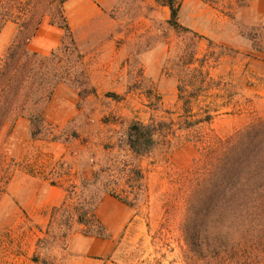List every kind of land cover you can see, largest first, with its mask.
<instances>
[{"label":"rangeland","instance_id":"1","mask_svg":"<svg viewBox=\"0 0 264 264\" xmlns=\"http://www.w3.org/2000/svg\"><path fill=\"white\" fill-rule=\"evenodd\" d=\"M56 1L0 0V63L7 60L27 8L39 20L41 8L52 12ZM163 1L118 0L91 33H74L78 51L49 14L33 35L25 33L15 44L27 54H56L50 60H60L71 76L58 84L54 101L44 105V135L31 136L29 111L12 116L0 131V185H5L0 264H204L186 253L180 181L203 148L264 120V0H233V8L208 0H175L179 28L170 24L171 10ZM53 17L62 21L58 14ZM49 25L59 28V44L53 43L55 33L46 30ZM63 41L68 45L61 49ZM181 60H196V65L208 60L213 87L201 106H232L199 127L203 142L186 140L188 132L181 131L179 140L162 141L138 157L126 145L131 122H148L152 115L169 120L168 112H176L174 117L181 112ZM87 64L97 95L85 100L78 92L83 94ZM116 156L144 176L139 183L132 172L133 179L125 175L119 186L131 192V222L121 234L108 237L106 248L85 237L78 223L63 238L66 228L51 223V209L69 191L78 192L72 195L76 202L84 180Z\"/></svg>","mask_w":264,"mask_h":264},{"label":"trees","instance_id":"2","mask_svg":"<svg viewBox=\"0 0 264 264\" xmlns=\"http://www.w3.org/2000/svg\"><path fill=\"white\" fill-rule=\"evenodd\" d=\"M66 1L57 0L52 12L51 8L49 11L41 8L43 14H40L39 20L33 9L27 8V14H24L27 19L19 23L18 34L9 48L7 60L0 63V131L12 116L29 111L31 136L37 138L44 135V105L52 98L57 85L71 76V71L68 67L63 68L60 60H50L56 55L54 53L40 57L38 53L27 54V50L15 44L23 34L33 35L37 25L49 14L52 16L51 22L66 31L71 48L78 51L77 39L65 14ZM208 1L227 8L234 7L233 0ZM163 3L171 10L170 24L179 28L180 6L175 4V0H165ZM57 14L61 22L54 19L53 16ZM62 45L61 49L68 44L63 41ZM207 61L201 60L198 65L196 60H181L179 63L182 71L178 78L181 112L177 117L173 116L176 113L173 111L168 112L171 115L169 120H161L153 115L149 122L135 120L130 124L126 145L134 155L146 156L162 141L172 144L180 139L179 133L182 132H188L186 140L203 142L199 127L211 123L222 108L232 106L230 102H224L222 107L201 106L213 87L209 71L205 68ZM83 75L85 86L82 91L85 94L89 85L86 67ZM109 158L111 162L94 172L92 179L84 180L76 202H73L72 195L78 192L69 191L62 204L51 209V223L56 221L59 227L66 228L62 233L63 238L71 234L74 223L83 226L84 234L106 235L105 226L96 214V206L103 193L132 205L131 192L119 187L125 175L129 180L133 179V171L128 170L129 162L120 160L118 156ZM2 169L0 162V172ZM133 175L139 183L144 179L141 169H137ZM180 185V194L184 198L181 230L186 253L195 263L264 264V120L246 125L233 135L219 138L217 143L203 148L201 156ZM4 189L5 185H0V194Z\"/></svg>","mask_w":264,"mask_h":264},{"label":"crops","instance_id":"3","mask_svg":"<svg viewBox=\"0 0 264 264\" xmlns=\"http://www.w3.org/2000/svg\"><path fill=\"white\" fill-rule=\"evenodd\" d=\"M117 1L118 0H67L64 4V9L71 29L74 33L77 32L79 35L85 32L91 33V31H93L94 25L99 24V21L102 19L109 18L107 15L112 12L113 9H115V7L117 6ZM46 30L51 33H55V38L53 40V43H55L54 45L61 42L62 34L57 33L59 32V28L49 25L48 27H46ZM40 31L41 30L39 28V33ZM36 51L40 53L39 50ZM86 69L89 76L88 86L91 87V91L86 92L85 94L78 92L79 96H81L85 100L92 95H97V90L92 84L89 64H87ZM58 87L59 85H57V87L55 88L52 98L50 99L51 101H54ZM44 117L46 120L45 113ZM96 214L99 220L105 226L106 235L97 236L87 235L84 233L82 234H84L85 237L92 239L90 241L98 243L106 248L110 245L108 237L113 238L116 235L121 234L127 227V225L131 222L134 213L131 205L123 202L121 199L109 193H103L97 203Z\"/></svg>","mask_w":264,"mask_h":264}]
</instances>
